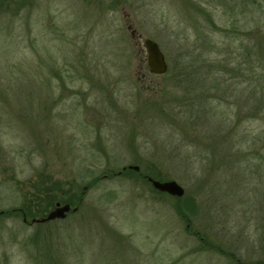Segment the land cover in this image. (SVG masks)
<instances>
[{"label": "rangeland", "instance_id": "rangeland-1", "mask_svg": "<svg viewBox=\"0 0 264 264\" xmlns=\"http://www.w3.org/2000/svg\"><path fill=\"white\" fill-rule=\"evenodd\" d=\"M243 1L0 0V264H264V122L237 114ZM93 177L63 219L16 211Z\"/></svg>", "mask_w": 264, "mask_h": 264}, {"label": "trees", "instance_id": "trees-1", "mask_svg": "<svg viewBox=\"0 0 264 264\" xmlns=\"http://www.w3.org/2000/svg\"><path fill=\"white\" fill-rule=\"evenodd\" d=\"M243 3L246 4L247 7L246 11L249 13V16L244 24L245 28L247 29L244 33V35H246L245 38H247V42L243 45L244 48L241 56L243 61L245 60L247 61H245L246 63L245 68L242 69L240 66H237L236 71L237 74L238 75L240 74L241 76V80L243 83L242 90L245 92V96H246L245 98L248 101V104H246L247 108H245L244 112L242 111V108H239L237 110L239 111L237 114L242 113L243 116H245L244 118H247L250 121H253L255 119H261L264 122V22H262V16L264 17V0H244ZM232 71H234V69H232ZM241 71L242 73H240ZM149 73L155 74L150 70ZM236 85H234V87ZM233 126L235 128V131L230 132V134H234V135L236 133L239 134L238 132V130H240L239 125L235 124ZM258 128H259V132L257 133V137H258L257 140L260 142V144L259 146L252 147L251 151L253 152L252 153L253 156L259 158V160H261L262 163L264 164V125L258 126ZM249 134L252 135L253 131L248 132V135ZM254 141L256 142V138L254 139ZM235 154H237V151L235 152ZM125 169H129V168H125ZM125 169H122V171H124ZM122 171L118 172V175L121 174ZM136 172H138V174L141 175L146 180H147V176L152 177V175L141 173L140 170ZM96 180H97L96 177H93L91 180H89L86 184H84L80 188L78 193L75 195V198L70 202L67 201V203H69L71 206H78L76 210L78 211L84 200L85 195L88 192V189L91 186H93ZM39 191L41 192L40 194L44 196V191L43 190H39ZM183 196L177 198L180 199ZM53 198L50 199L49 196L46 195L40 202H38L35 205V208H32L31 204L27 205L26 203L22 206V208H18L16 211L21 213L22 220L24 222L28 224H34L30 222L32 218L44 217L46 213L54 207L56 203L55 202L56 198H54V200ZM81 199L82 201L80 202ZM2 213L4 212L0 211V214ZM70 213H74V212H69L68 214ZM30 214L33 215V217L30 220H28ZM51 221L53 220L46 221L43 223H47ZM43 223H38V224H43Z\"/></svg>", "mask_w": 264, "mask_h": 264}, {"label": "water", "instance_id": "water-1", "mask_svg": "<svg viewBox=\"0 0 264 264\" xmlns=\"http://www.w3.org/2000/svg\"><path fill=\"white\" fill-rule=\"evenodd\" d=\"M143 45L146 51V63L148 69L155 74H164L167 72L168 66L166 58L158 43L151 38H144ZM127 168L135 171L139 170L138 165H129ZM125 169V167H123ZM147 180L151 186L159 192H164L175 197L183 196L185 190L176 180L161 181L151 176H147ZM82 199L80 200V202ZM78 206H71L69 203L56 202L54 207L50 209L44 217L32 218L31 223H43L54 219H63L67 213L75 212ZM25 220V219H24Z\"/></svg>", "mask_w": 264, "mask_h": 264}]
</instances>
